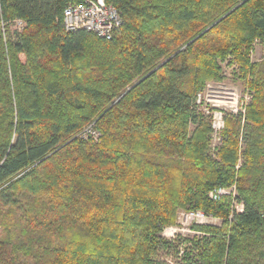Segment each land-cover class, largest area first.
<instances>
[{"label":"trees","instance_id":"16d2710c","mask_svg":"<svg viewBox=\"0 0 264 264\" xmlns=\"http://www.w3.org/2000/svg\"><path fill=\"white\" fill-rule=\"evenodd\" d=\"M84 1L0 0V264H264V0H104L110 40L65 30ZM223 62L253 95L214 156ZM233 184L241 211L208 196ZM181 211L222 223L169 241Z\"/></svg>","mask_w":264,"mask_h":264},{"label":"rangeland","instance_id":"374dc122","mask_svg":"<svg viewBox=\"0 0 264 264\" xmlns=\"http://www.w3.org/2000/svg\"><path fill=\"white\" fill-rule=\"evenodd\" d=\"M22 27L23 24L21 22H16L13 29L20 30ZM250 60L258 64L260 68L264 69V45L261 42H253L251 46ZM221 69L223 79L207 82L203 91L200 95L198 94L200 96L198 113L208 124L210 131L209 145L214 156L222 146L223 132L226 129L227 117L240 115V117H238L240 118L241 126H243L246 109L251 104L253 95L252 92L245 86L244 82L235 77L236 75H234L233 72L235 73L237 70H235L233 65L223 62ZM92 129L93 128L89 126L82 134H91V136L96 138L98 134ZM239 143L241 150L243 149V145L241 141ZM214 156L212 158L216 159ZM241 163L242 158L239 155L236 167H241ZM224 188L228 191V193L221 197L219 201L226 200L230 202L231 209L241 211V204H238L233 200L236 197L235 185L233 184L232 186ZM189 213L191 212L181 211L178 214L176 225L166 228L162 236L169 241H175L177 236L188 240L189 237L199 234L194 232L193 227L201 225L219 226L222 223L220 218L207 215V220L189 221L186 217ZM165 260L171 263L175 262V259L171 258Z\"/></svg>","mask_w":264,"mask_h":264},{"label":"built area","instance_id":"2783aa9c","mask_svg":"<svg viewBox=\"0 0 264 264\" xmlns=\"http://www.w3.org/2000/svg\"><path fill=\"white\" fill-rule=\"evenodd\" d=\"M62 22L67 32L84 30L105 40H110L122 25L117 9L106 4L104 0H85L79 4H68L63 10ZM199 95L196 101L198 105ZM227 193L225 188L220 187L212 189L208 196L216 202ZM186 217L189 221L207 220L206 215L200 211L191 212Z\"/></svg>","mask_w":264,"mask_h":264}]
</instances>
